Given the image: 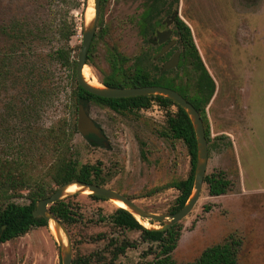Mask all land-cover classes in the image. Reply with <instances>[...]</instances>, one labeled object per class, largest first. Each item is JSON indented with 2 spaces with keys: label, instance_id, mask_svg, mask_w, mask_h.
I'll return each instance as SVG.
<instances>
[{
  "label": "rangeland",
  "instance_id": "obj_1",
  "mask_svg": "<svg viewBox=\"0 0 264 264\" xmlns=\"http://www.w3.org/2000/svg\"><path fill=\"white\" fill-rule=\"evenodd\" d=\"M90 1L83 13L72 12L78 22L90 19ZM35 4V0H0V26L13 16L34 15ZM143 5L144 0H106L101 11L104 34L95 42L94 66L89 65L98 81L110 71L112 47L131 58L146 50L150 56L154 54L139 33ZM175 8L190 26L215 84L206 106L212 137L207 144L206 174L222 170L231 184L225 194L212 196L203 183L197 202L179 221L182 230L172 258L176 264H185L204 248L235 239L239 241L238 264H264V0H179ZM165 16L160 14L159 20ZM162 28L163 24L156 27ZM81 38L79 27L71 44H79ZM171 38H176L174 33ZM4 46L0 35V51ZM50 46L46 45L45 51ZM170 48L180 52L178 43ZM49 66L52 72L44 91L34 99L27 83L14 74L0 90V156L18 155L33 174L45 172L49 153L41 143L23 142L24 135L14 132L13 111L29 104L31 126L41 131L62 117L70 123L77 121L70 99V71L54 63ZM88 114L102 129L103 143L93 145L75 131L72 143L78 163L99 162L108 179L104 186L127 195L148 211L168 213L178 194L172 184L187 175L189 155L179 140L161 135L165 111L153 102L147 110L121 114L89 102ZM66 198L81 214L80 222L70 226L73 255L101 250L112 237L136 242L119 256L122 263L138 264L152 257L145 254L150 244L142 241L139 231L118 228L109 221L108 215L118 207L113 200L95 199L88 192ZM15 201L25 203L27 199ZM148 222L155 228L162 224ZM60 263V246L51 226H33L0 244V264Z\"/></svg>",
  "mask_w": 264,
  "mask_h": 264
},
{
  "label": "trees",
  "instance_id": "obj_2",
  "mask_svg": "<svg viewBox=\"0 0 264 264\" xmlns=\"http://www.w3.org/2000/svg\"><path fill=\"white\" fill-rule=\"evenodd\" d=\"M35 1L37 4L34 15L13 16L4 20L0 26V35L5 45L0 51V90L14 74L18 76L16 79L23 78L27 83L34 99L35 96L43 93L45 81L52 72L49 65L54 63L70 71L72 84L70 99L76 112L80 103L85 105L93 102L117 113H137L140 109L156 102L165 111L164 129L160 132L161 135L179 140L184 144L189 155L187 175L172 184L178 194L167 211L169 214L177 212L191 195L197 157L196 137L186 111L171 99L161 95L106 98L85 91L76 80L81 42L72 45L71 40L77 35L79 27H82V22H78L72 12L81 10L80 13H83L87 0ZM178 1L144 0L139 17V33L146 39L149 47L155 50L154 54L150 56L148 52L150 50H146L131 58L112 47L109 58L110 71L99 81L109 87L161 85L176 90L198 111L208 144L212 137L206 106L213 96L215 84L201 59L190 26L180 16L176 17L174 25L180 54L177 65L173 68L163 70V64L158 65V62L166 61L173 50L155 59L161 46L157 45L154 48L148 40L160 24V14L171 13L173 5ZM105 3L106 0H100L97 29L86 54V63L90 66H94L95 42L104 34L101 11ZM46 45H51L48 51L44 49ZM154 60L157 62L151 64ZM180 69L181 73L178 72ZM29 106L27 104L13 111V114L16 113L12 117L14 124L12 128L16 127L14 132L18 131L19 134L24 135L21 137L23 142L27 141L34 146L41 143L49 153L50 159L43 174H33L27 167L28 163L18 155L0 156V244L25 234L33 226L48 227L43 217L33 216V210L38 200L48 197L60 185L77 180L104 186L108 180L102 174L99 162L78 163L72 143L73 134L77 131L75 121L70 123L62 117L52 126L41 131L31 126L33 119L30 117ZM6 121L10 122L8 118ZM85 137L93 145L98 146L103 143V138L94 134ZM204 183L212 196L225 194L231 184L222 170L205 174ZM90 196L104 199L95 194ZM21 197H25L27 202L15 201ZM48 208L66 226L69 234L70 226L80 222L81 214L71 205L68 198L60 199L50 204ZM108 218L115 227L139 231L142 241L150 244L145 254H150L152 257L138 264H176L172 252L181 235L180 222L166 229L147 228L122 207H117ZM99 236V239H104ZM135 246L134 241L122 239L119 242L118 239L111 237L101 250L89 254H72V264H124L118 260L119 256L124 254L127 248ZM238 247V240L225 239L204 248L197 258L185 264H238Z\"/></svg>",
  "mask_w": 264,
  "mask_h": 264
},
{
  "label": "water",
  "instance_id": "obj_3",
  "mask_svg": "<svg viewBox=\"0 0 264 264\" xmlns=\"http://www.w3.org/2000/svg\"><path fill=\"white\" fill-rule=\"evenodd\" d=\"M92 7H93V17L89 21V23L85 24L84 19L82 20L81 48L78 53L77 66H76V80L78 85L89 93L106 98H124V97H133V96H141V95H161L171 99L186 111V113L188 114L191 120L197 142V157H196V165L194 172L193 189L191 195L186 201V203L183 205V207L179 209L177 212L172 214L156 213V212L148 211L143 207H141L140 205H138L134 200L130 199L127 195H124L116 190H113L106 186H99L93 183L81 182L77 180H71L60 185L48 197L38 200L35 209L33 210V216L43 217L46 220L47 225L50 220H53L55 224L61 229V231L65 236L66 239L65 245L60 238L56 237L58 240V244L60 246L62 264H72V243L70 239V234L66 226L51 213L48 206L60 199L75 194V193L69 195L63 194L64 189L68 185L75 183L81 187L87 188L89 190L88 192L89 194H95L110 200H114V199L121 200L126 205V208L124 209L129 211L137 220L138 218L136 217V215L145 220H156L162 222V225L157 228L166 229L169 226L179 222L183 217H185L197 202L200 196L202 185L204 183V176L206 174L207 160H208V147H207V141L205 137L202 119L198 111L195 109V107L176 90L161 85L109 87L101 84L100 82L99 83L101 86L97 87L90 85L85 80L82 71L85 66L89 67V65L86 63V54L90 46L91 40L94 36V33L97 29L98 18L100 14V0H92ZM177 14H178V10H174L171 19H174V17ZM167 23H169V20H167ZM169 33H170L169 30L163 32L158 31L157 37L159 42H163L164 38ZM168 46L169 45L164 46L162 50L158 53V55L165 52ZM178 57H179V52L177 51L168 61L164 63L162 69L165 70L174 67L178 62ZM88 106L89 103H86L85 105L80 103L78 105L77 121H76L77 132L83 136L94 134L98 137H102L103 134L101 132V129L95 124V122L90 118L88 114ZM76 193H83V192L78 191ZM147 228H151V227H147Z\"/></svg>",
  "mask_w": 264,
  "mask_h": 264
},
{
  "label": "bare ground",
  "instance_id": "obj_4",
  "mask_svg": "<svg viewBox=\"0 0 264 264\" xmlns=\"http://www.w3.org/2000/svg\"><path fill=\"white\" fill-rule=\"evenodd\" d=\"M90 4H91V1L88 0L87 5H86L87 6V9L90 6ZM89 16H90V19L89 20H87V18L85 17V19H84L85 24H88L89 21L92 19V17H93V9H92V11H89L87 13V17H89ZM82 74H83L85 80L90 85L97 86V87H100L101 86L100 83H99V81L92 75L91 70H90V68L88 66H85L83 68ZM78 191L85 192V193L86 192H89V190L87 188H84V187H81V186H79V185H77L75 183H72V184L68 185L64 189L63 194L64 195H69V194L76 193ZM113 201H114V203L118 207L126 208L125 203H123L121 200L114 199ZM136 217L138 218L139 222L143 226H145V227H151L152 226V224H150L148 222V220L142 219V218H140L137 215H136ZM48 225L51 226V228L55 232V237L60 238L64 242V245H65L66 244V239H65V236H64L63 232L61 231V229L55 224V222L53 220H50L49 223H48Z\"/></svg>",
  "mask_w": 264,
  "mask_h": 264
},
{
  "label": "flooded vegetation",
  "instance_id": "obj_5",
  "mask_svg": "<svg viewBox=\"0 0 264 264\" xmlns=\"http://www.w3.org/2000/svg\"><path fill=\"white\" fill-rule=\"evenodd\" d=\"M174 7V8H173ZM173 7H172V11H171V13H169V14H165L166 16H165V18L163 19V20H161L160 21V24L157 26V27H160L162 24L164 25V28H162V29H160V30H158V29H156L155 28V30H154V34H152L151 36H152V38H153V41H150L149 39V41L153 44V45H160L161 46V48H160V50L157 52V54H156V56H155V59H157V57H159V56H161V55H163V54H165L166 52H168V51H170V50H173V53L171 54V55H169V57L167 58V60L166 61H168L172 56H173V54L175 53V51H176V49L175 48H170L172 45H175V44H177L178 43V37H177V34H176V30H175V19H176V17H178L179 16V11H178V14L174 17V19H171V16H172V14H173V12H174V10H178L177 8H175L176 7V5H173ZM167 20H169V23H167ZM171 24H173L174 25V27L173 28H170V25ZM170 31V33L168 34V35H166V37L164 38V41L163 42H159V40H158V37H157V32L158 31H160V32H163V31ZM175 34V36H176V38L175 39H173V38H171V36H172V34ZM151 36H150V38H151ZM149 38V37H148ZM167 45H169L168 47H167V49H166V51L165 52H163L162 54H160V55H158V53L162 50V48L164 47V46H167ZM178 45H179V43H178ZM179 54H180V52H179ZM178 59H179V57H178ZM166 61H164V63L166 62ZM164 63H163V65H164ZM177 65V64H176ZM175 65V66H176ZM174 66V67H175ZM163 67V66H162ZM173 68V67H172ZM89 103V102H88ZM157 104V103H156ZM158 105V104H157ZM152 106V104L149 106V107H147V108H142V109H140L139 111H142V110H147L148 108H150ZM159 106V105H158ZM160 107V106H159ZM138 111V112H139ZM130 114V113H129ZM131 114H134V113H131ZM95 122V121H94ZM95 124L100 128V126L95 122ZM101 129V128H100ZM101 132H102V134H103V136H102V138H104V133H103V131H102V129H101ZM130 198V197H129ZM131 199V198H130ZM133 200V199H132ZM139 205V204H138ZM142 207V206H141ZM155 221V220H154Z\"/></svg>",
  "mask_w": 264,
  "mask_h": 264
}]
</instances>
